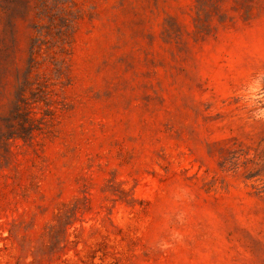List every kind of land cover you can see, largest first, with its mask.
I'll use <instances>...</instances> for the list:
<instances>
[{
  "label": "rangeland",
  "instance_id": "374dc122",
  "mask_svg": "<svg viewBox=\"0 0 264 264\" xmlns=\"http://www.w3.org/2000/svg\"><path fill=\"white\" fill-rule=\"evenodd\" d=\"M0 264H264V0H0Z\"/></svg>",
  "mask_w": 264,
  "mask_h": 264
}]
</instances>
